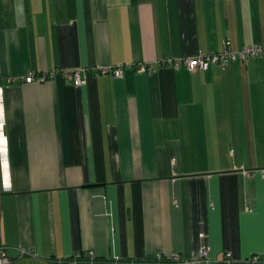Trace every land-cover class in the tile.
I'll return each mask as SVG.
<instances>
[{
  "label": "crops",
  "instance_id": "crops-1",
  "mask_svg": "<svg viewBox=\"0 0 264 264\" xmlns=\"http://www.w3.org/2000/svg\"><path fill=\"white\" fill-rule=\"evenodd\" d=\"M223 41L264 47V0H0L12 264H264V55L158 63Z\"/></svg>",
  "mask_w": 264,
  "mask_h": 264
},
{
  "label": "built area",
  "instance_id": "built-area-1",
  "mask_svg": "<svg viewBox=\"0 0 264 264\" xmlns=\"http://www.w3.org/2000/svg\"><path fill=\"white\" fill-rule=\"evenodd\" d=\"M264 55V47L260 45H247L243 46L240 49L232 50L227 41H223L222 43V49L219 52L214 53H198L193 57L189 58H182V59H167L164 61H159V64H171L174 67L179 66L180 64H183L189 71L194 70H206L211 66H224L228 64L231 61H244L248 58L252 57H258ZM137 70L140 72H145L150 70V66L146 64H141L137 67ZM102 72H104L102 70ZM114 75L120 76L122 74L121 67H116L113 70ZM62 76L70 79L72 84L74 86H80L84 84V79L81 77L80 72L78 70L73 71H64L61 72ZM49 76H52V74H28L22 78H19L20 82L24 83H31V82H38L42 83L44 82ZM6 82L8 84H13L17 82V78L15 77H8L6 78ZM208 241L206 240L205 236L201 235V246L199 251V258H205L206 253L208 250ZM89 258L92 259V255L89 254ZM198 258V259H199ZM158 262L166 261V262H179L181 264H188L187 261H182L179 258V255L175 252L170 254L168 257H157ZM197 260H193L191 262H195ZM253 262L259 261L258 257H254L251 259ZM0 264H12V260L7 256L5 248L0 245ZM57 264H66L65 260H60L57 262Z\"/></svg>",
  "mask_w": 264,
  "mask_h": 264
}]
</instances>
